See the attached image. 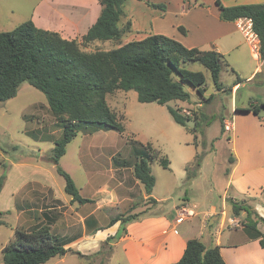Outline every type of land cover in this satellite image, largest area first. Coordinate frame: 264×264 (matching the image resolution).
<instances>
[{"label": "rangeland", "instance_id": "rangeland-1", "mask_svg": "<svg viewBox=\"0 0 264 264\" xmlns=\"http://www.w3.org/2000/svg\"><path fill=\"white\" fill-rule=\"evenodd\" d=\"M157 1L141 0V7L136 9L132 0H129L125 4V12L128 13L129 10L130 13L139 14L137 10L145 12L149 2L163 3L170 10V18L163 22L168 27L171 21L176 20V14L180 17L181 0H169V3ZM3 3L6 6L0 12V31L12 30L28 18L29 0H3ZM127 22L123 21V24ZM116 45L117 43L112 42L83 48L92 51L99 48L111 49ZM183 66L203 71L206 76L204 97L207 99L214 95L213 99L205 101L188 82H182L185 90L191 94V101L170 102L172 106L185 109L183 112L190 111L191 116L198 117L200 125L197 130H188L175 122L167 105L140 102L135 90L109 94L108 103L122 118L125 132L121 134L115 129H102L93 133L80 131L68 144L59 164L71 174L76 185L83 188L84 196H93L97 187L107 194H111L112 187H141L133 173L136 158L132 150L138 144L129 143L131 139H137L145 143L151 142L155 149L161 151L160 157L170 160L169 168H164L158 159L150 162L156 177V194L164 197L161 209L157 208L159 211L172 213L174 204L184 196L191 199L192 203H200V208L193 204L197 210L206 209L208 205L220 210L227 199L226 188L230 187L227 170L231 164L229 157L234 153L233 142L228 140L233 138V134L225 128V132L222 131L225 121L221 123V116L225 115L227 120H232L233 97L230 88L236 76L225 68L222 69L221 83L227 90L221 92L217 90L211 72L201 63L189 62ZM238 76L244 78L241 74ZM174 77L180 80L178 74L175 73ZM263 78L264 74H261L237 87L239 90L234 99L237 106L264 102V84L260 83ZM199 100L203 107L195 110L197 108L192 106ZM195 128L196 125L192 129ZM62 135V125L51 112L45 94L29 82L21 85L17 96L0 102V177L6 176L0 194V220L4 222L0 225V264H4L2 249L14 238L16 228L31 230L36 225L46 224L51 233L63 242L70 233H83L78 220L71 231L68 230L69 215L80 218L75 213L79 210L80 203L70 201L71 196L59 198L56 191L62 187L66 194L65 178L58 173L57 166L50 159L55 140ZM197 154L201 155L199 166L195 163ZM40 178L49 180L54 185L38 180ZM249 178L248 182L254 185L256 177ZM45 184L50 187H45ZM51 187L55 189L56 196ZM116 190L123 195L122 189ZM134 194L133 207L132 203L120 205L117 202L119 205L112 204L113 207L105 208V212L110 216L135 213L140 217L149 207L156 208L155 202L150 198L146 199V208L145 198L140 196L138 190ZM227 205L228 216L236 215L233 205L230 202ZM137 207L139 212H133ZM136 226V223L127 222L126 233L136 234ZM182 227L178 224L177 228L181 230ZM112 244L113 242L101 243L98 252L84 253L85 256L74 252L55 256L43 264H128L122 245L112 247ZM91 247L85 242L79 244V249L83 252Z\"/></svg>", "mask_w": 264, "mask_h": 264}, {"label": "trees", "instance_id": "trees-1", "mask_svg": "<svg viewBox=\"0 0 264 264\" xmlns=\"http://www.w3.org/2000/svg\"><path fill=\"white\" fill-rule=\"evenodd\" d=\"M102 11L96 22L83 35L81 41L66 39L57 31L38 27L32 20L20 23L12 30L0 31V102L17 96L24 82L41 90L48 101L55 118L61 123L63 135L55 140L51 161L57 171L65 178V192L72 201L85 204L93 202L80 193L75 180L59 164L66 153L68 144L80 131L93 133L102 129H115L125 132L118 113L111 108L107 96L117 90H135L138 100L144 103L157 102L167 105L168 110L178 124L195 131L200 125L197 116L183 112L180 107L169 103L172 101H190L191 94L185 90L182 82H188L205 98L206 76L201 70H191L184 63L199 62L211 72L217 90H223L221 71L227 65L225 55L215 49L203 50L189 48L182 42L164 34H150L141 40L121 43L123 36L131 30V22L123 24L125 3L127 0H99ZM220 18L225 21H236L239 18H250L253 30L259 38L260 57L264 58V3H248L226 6L216 0ZM149 5L162 10L163 3L149 2ZM184 30V28L180 27ZM112 40L118 47L111 49L86 50L83 47L94 41ZM180 76L175 79L174 74ZM261 73H258L259 76ZM242 82L237 77L235 84ZM227 90V89H225ZM240 111H250L259 115L264 111V102L251 105ZM196 114V113H195ZM195 120L196 128L187 126V120ZM224 119L221 117V123ZM223 130L224 131V124ZM133 155L136 158L133 173L145 188L151 200L156 177L150 162L158 159L164 168L170 167L167 157H160L161 151L155 149L151 142L130 140ZM230 156L229 161L234 162ZM195 163L201 164V155H196ZM229 169L227 170V172ZM190 174L188 178H190ZM6 176L0 177V194ZM237 215L241 210L247 212L245 227L249 236L258 239L264 248V233L258 223L264 218L250 206L232 202ZM255 215L256 219L252 216ZM139 214H120L113 217L108 226L120 221L121 229L114 236H109L105 243L115 242L126 234L125 224L137 220ZM4 222L0 220V225ZM115 240V241H114ZM65 242L56 238L48 225H36L31 230L16 228L14 238L2 249L4 264H43L55 256L69 252L85 256L80 250L67 248ZM173 264H228L223 258L220 247L207 246L199 238H190L182 257Z\"/></svg>", "mask_w": 264, "mask_h": 264}, {"label": "crops", "instance_id": "crops-1", "mask_svg": "<svg viewBox=\"0 0 264 264\" xmlns=\"http://www.w3.org/2000/svg\"><path fill=\"white\" fill-rule=\"evenodd\" d=\"M140 1L132 0L136 9L141 7ZM164 1L169 3V0ZM220 1L226 6L264 3V0ZM28 5L30 7L28 18L23 22L32 20L40 28L57 31L66 39L78 41H81L83 35L96 22L102 11L99 0H29ZM5 6L3 0H0V12ZM146 6H149L144 9L147 14L140 10H137L139 14L130 13L128 10L126 17L122 18V23L123 21L131 22V30L121 39L122 44L141 40L150 34H164L182 42L189 48L217 50L225 55L227 65L224 68L236 76L235 81L239 74L243 75L244 78L240 77L242 82L235 84L234 81L230 88L233 97L231 120L233 129L230 132H232L233 138L228 140L233 142L234 153H231L230 156L234 157L235 160L230 162L227 172L230 187L226 188L227 199L220 210L211 205H208L206 209L197 210L193 204L200 208V203H192L191 199L184 196L182 200L174 204L172 213L159 211L164 197L156 194V187L154 186L151 196L155 199L156 208L149 207L150 209L138 220L132 221L133 224L136 223L137 225L136 234L126 233L113 242L112 247L122 245L128 264H173L182 257L187 241L195 237L201 239L207 246L218 245L228 264H264V248L258 239L249 236L245 227L247 212L241 210L237 215L228 216L227 214L228 202L231 204L237 202L251 206L253 211L264 218V111L257 115L250 111L237 110V108L259 104L250 103L241 107L237 106L234 100L239 85L254 80L258 73L264 74V58L260 57L258 48L254 49L244 33L238 28L237 20L225 21L220 18V10L216 0H181L179 5L180 17L175 15L176 20L170 22V29L169 26L165 27L163 24L165 20L170 18L169 6L165 10H160L149 4ZM134 11L136 12V10ZM112 42L114 41L97 40L90 44L97 47L100 44H112ZM118 46L117 43L113 47ZM260 83L264 84V78ZM223 87V90L218 91H226L227 88L224 85ZM178 101L187 102L180 100L175 102ZM194 107L197 108L195 110L201 109L203 107L202 101H197V104L192 106V108ZM221 117L224 121H228L225 115ZM251 176L256 177L255 186L251 184L252 182H248ZM41 179L38 180L50 182L44 178ZM136 182L141 187H112L111 194L103 193L102 189L97 187L93 196L89 197L94 200L93 202L79 204V210L75 213L80 218L77 219V216L72 214L67 218L69 231H71L75 221L78 220L77 222H80L83 228V233L79 235L70 233L68 239L64 240L65 246L80 250L79 244L85 242L86 245L92 247L85 252L80 250L83 254L98 252L101 243H104L109 236H114L121 229L120 221L108 226L110 220L120 214L110 216L105 212V208H111L113 207L112 204L117 202L120 205L132 203L131 207H133L136 190L140 196H144L145 207L148 208L146 199L149 196L145 192L143 184L138 179ZM49 184L54 185L52 182ZM49 184H45V187L49 188ZM117 188L122 189L123 195L118 193ZM52 189L56 196L55 189L51 187ZM79 189L81 195L84 196L83 188ZM56 191L59 198L70 196L63 193L62 187L57 188ZM71 200L72 197H70ZM118 203L117 205H119ZM182 206L193 209L195 214L178 223L176 218L178 217V210ZM136 209L138 207L134 208L133 212H139ZM252 217L256 219L254 214ZM178 224L179 227L183 226L181 230H178ZM258 228L264 233L263 222L258 223Z\"/></svg>", "mask_w": 264, "mask_h": 264}, {"label": "built area", "instance_id": "built-area-1", "mask_svg": "<svg viewBox=\"0 0 264 264\" xmlns=\"http://www.w3.org/2000/svg\"><path fill=\"white\" fill-rule=\"evenodd\" d=\"M237 21H238L237 22L238 28L244 33V35L249 40V42L253 46V48L254 49L259 48V38H258L257 34L255 33V31L253 30L252 19L245 17V18H239ZM186 114L190 115L191 112L187 111ZM224 127H225L226 131H231L233 129L232 121H230V120L225 121ZM194 214H195V212L193 209H190L189 207H186V206H182L178 210V217L176 218V221L178 223H181L185 218L193 216Z\"/></svg>", "mask_w": 264, "mask_h": 264}, {"label": "water", "instance_id": "water-1", "mask_svg": "<svg viewBox=\"0 0 264 264\" xmlns=\"http://www.w3.org/2000/svg\"><path fill=\"white\" fill-rule=\"evenodd\" d=\"M186 124H187V126L188 127H190V128H194L195 127V125H196V121L195 120H187L186 121Z\"/></svg>", "mask_w": 264, "mask_h": 264}]
</instances>
